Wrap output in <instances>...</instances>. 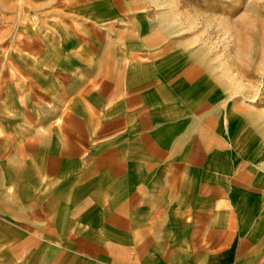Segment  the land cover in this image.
Instances as JSON below:
<instances>
[{
  "label": "crops",
  "instance_id": "crops-1",
  "mask_svg": "<svg viewBox=\"0 0 264 264\" xmlns=\"http://www.w3.org/2000/svg\"><path fill=\"white\" fill-rule=\"evenodd\" d=\"M136 17L117 64L87 53L107 44L89 27L52 30L41 70L67 84L51 144H18L30 173L0 190V264H264V183L230 160L210 76L186 69L183 90L177 52L167 62Z\"/></svg>",
  "mask_w": 264,
  "mask_h": 264
},
{
  "label": "rangeland",
  "instance_id": "rangeland-1",
  "mask_svg": "<svg viewBox=\"0 0 264 264\" xmlns=\"http://www.w3.org/2000/svg\"><path fill=\"white\" fill-rule=\"evenodd\" d=\"M139 13L158 30L156 49L167 62L177 52L173 76L183 90L191 84L186 69H198L196 81L210 76L222 107L217 131L230 137V160L264 183V0H0V190L13 168L30 173L32 163L17 160L18 144H31L19 154L51 144V97L67 83L52 82L41 67L50 63L58 22L89 27L91 44H107L87 53L117 64L121 41L129 40L118 30L136 27Z\"/></svg>",
  "mask_w": 264,
  "mask_h": 264
}]
</instances>
